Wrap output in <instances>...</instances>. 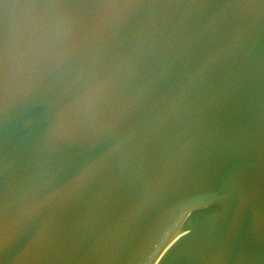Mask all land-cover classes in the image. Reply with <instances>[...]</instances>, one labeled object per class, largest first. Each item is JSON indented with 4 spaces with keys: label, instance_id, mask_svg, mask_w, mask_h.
I'll list each match as a JSON object with an SVG mask.
<instances>
[{
    "label": "water",
    "instance_id": "95a60500",
    "mask_svg": "<svg viewBox=\"0 0 264 264\" xmlns=\"http://www.w3.org/2000/svg\"><path fill=\"white\" fill-rule=\"evenodd\" d=\"M89 4L20 38L36 10L0 0V264H264L259 20L232 0Z\"/></svg>",
    "mask_w": 264,
    "mask_h": 264
},
{
    "label": "snow or ice",
    "instance_id": "6c2138e0",
    "mask_svg": "<svg viewBox=\"0 0 264 264\" xmlns=\"http://www.w3.org/2000/svg\"><path fill=\"white\" fill-rule=\"evenodd\" d=\"M21 4L31 5L36 11L31 18H21L15 21V34L26 38L32 25L42 23L47 14L43 10H67L70 8H88L89 0H18ZM239 10L240 24L251 30L259 20L264 31V0H232V10ZM13 22L6 15L0 14V74H4L8 64V41L11 35ZM264 218V212H262ZM251 252L248 256L251 259Z\"/></svg>",
    "mask_w": 264,
    "mask_h": 264
}]
</instances>
